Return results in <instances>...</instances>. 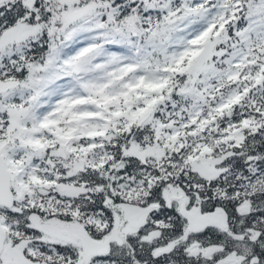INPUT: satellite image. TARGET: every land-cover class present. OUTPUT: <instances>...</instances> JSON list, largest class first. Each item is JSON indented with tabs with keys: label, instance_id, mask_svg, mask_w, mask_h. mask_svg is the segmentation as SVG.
<instances>
[{
	"label": "snow or ice",
	"instance_id": "6c2138e0",
	"mask_svg": "<svg viewBox=\"0 0 264 264\" xmlns=\"http://www.w3.org/2000/svg\"><path fill=\"white\" fill-rule=\"evenodd\" d=\"M0 264H264V0H0Z\"/></svg>",
	"mask_w": 264,
	"mask_h": 264
}]
</instances>
